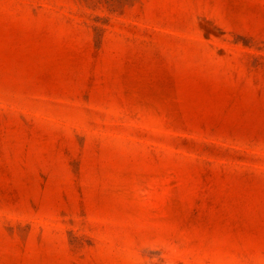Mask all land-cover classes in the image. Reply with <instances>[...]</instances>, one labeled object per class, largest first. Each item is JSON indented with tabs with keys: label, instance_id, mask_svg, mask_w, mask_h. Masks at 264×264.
<instances>
[{
	"label": "rangeland",
	"instance_id": "374dc122",
	"mask_svg": "<svg viewBox=\"0 0 264 264\" xmlns=\"http://www.w3.org/2000/svg\"><path fill=\"white\" fill-rule=\"evenodd\" d=\"M0 264H264V0H0Z\"/></svg>",
	"mask_w": 264,
	"mask_h": 264
}]
</instances>
